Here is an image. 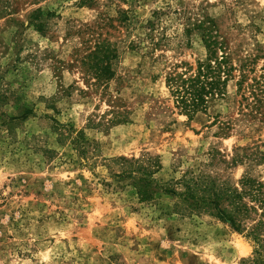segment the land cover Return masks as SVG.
Returning a JSON list of instances; mask_svg holds the SVG:
<instances>
[{
  "label": "rangeland",
  "instance_id": "rangeland-1",
  "mask_svg": "<svg viewBox=\"0 0 264 264\" xmlns=\"http://www.w3.org/2000/svg\"><path fill=\"white\" fill-rule=\"evenodd\" d=\"M188 21L207 24L247 78L264 75V0H0V264L251 256L245 230L177 214L165 194L139 202L111 174L123 157L154 161L161 183H264V110L246 108L247 92L241 102L237 70L192 118L173 102L167 74L193 72L206 55Z\"/></svg>",
  "mask_w": 264,
  "mask_h": 264
},
{
  "label": "trees",
  "instance_id": "trees-1",
  "mask_svg": "<svg viewBox=\"0 0 264 264\" xmlns=\"http://www.w3.org/2000/svg\"><path fill=\"white\" fill-rule=\"evenodd\" d=\"M148 24L152 27L151 21ZM194 30L200 33L206 55L196 62L193 72L172 70L167 74L165 82L175 106L189 118L203 112L208 98L225 94L226 86L233 78L232 72L237 70L239 79L235 85L241 102L248 100L247 92L251 101L246 108L254 114L261 113L264 110V75L247 78L245 64L238 69L233 67L224 45L204 22L183 24L185 34ZM248 80L250 82L246 83ZM70 141L74 149L86 153V141L79 132H75ZM112 162L121 169L117 174L111 173L113 178L127 181L134 188L139 202L152 201L155 196L165 194L174 198L173 208L177 214L210 216L227 223L235 231L245 230L252 243V254L242 264H264V183L244 178L239 187H231L217 184L203 175L183 176L161 183L152 177L154 161L151 159L143 163L121 157L112 159Z\"/></svg>",
  "mask_w": 264,
  "mask_h": 264
}]
</instances>
